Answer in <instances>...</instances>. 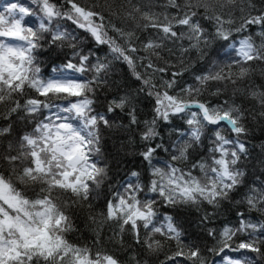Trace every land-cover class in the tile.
Listing matches in <instances>:
<instances>
[{"label":"snow or ice","instance_id":"obj_1","mask_svg":"<svg viewBox=\"0 0 264 264\" xmlns=\"http://www.w3.org/2000/svg\"><path fill=\"white\" fill-rule=\"evenodd\" d=\"M257 132L264 0H5L0 264H264Z\"/></svg>","mask_w":264,"mask_h":264},{"label":"trees","instance_id":"obj_2","mask_svg":"<svg viewBox=\"0 0 264 264\" xmlns=\"http://www.w3.org/2000/svg\"><path fill=\"white\" fill-rule=\"evenodd\" d=\"M4 2H5V0H0V6H2ZM140 2H142L144 4H148L150 2V0H140ZM157 2H162V0H157ZM255 76L257 77V79L261 78L260 77V66H256ZM262 143H264V136H261L259 134V132H257L256 137L250 141V151L252 152L253 157L260 155V153H261L260 145ZM257 170H259L258 165H257ZM81 231L87 233L88 229L83 224H81ZM103 231H104V242L107 244L108 243V237L112 235V231L110 229H107L106 227L103 229ZM73 239H81L82 240L81 233L80 232L76 233V235L73 237ZM118 239L119 238L117 237V240ZM109 247H111V245H109ZM125 259H126V257H125Z\"/></svg>","mask_w":264,"mask_h":264}]
</instances>
